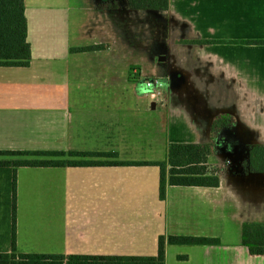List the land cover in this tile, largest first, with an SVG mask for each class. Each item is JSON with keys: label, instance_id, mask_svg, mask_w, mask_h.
Returning <instances> with one entry per match:
<instances>
[{"label": "crops", "instance_id": "1", "mask_svg": "<svg viewBox=\"0 0 264 264\" xmlns=\"http://www.w3.org/2000/svg\"><path fill=\"white\" fill-rule=\"evenodd\" d=\"M25 8L32 59L0 66V150L88 162L16 169L17 251L156 256L161 236L188 235L220 243H167L166 264H264L242 243L244 223H264V168L229 176L217 153L219 186H169L162 199L158 165L72 154L164 161L173 142L211 143L219 115L238 121L248 144H264L254 77L264 75V0H169L168 10L25 0ZM153 77L164 83L156 101L146 88ZM174 128L182 135L172 137ZM13 179L14 168L0 166V253L12 251Z\"/></svg>", "mask_w": 264, "mask_h": 264}, {"label": "trees", "instance_id": "2", "mask_svg": "<svg viewBox=\"0 0 264 264\" xmlns=\"http://www.w3.org/2000/svg\"><path fill=\"white\" fill-rule=\"evenodd\" d=\"M133 9L168 10L169 0H128ZM261 43L262 41H253ZM100 46L80 47L73 50L90 51ZM32 49L28 40V20L25 0H0V66L28 67L31 64ZM257 164L264 166V146L255 149ZM65 154L64 151L0 150V166L14 168L13 179V232L12 251L0 253V264H166V245H216L219 238L188 235H169L159 238L156 256H82L62 254L19 253L16 245V203L17 172L21 166L51 167L87 163L81 160H58L49 157ZM73 155L111 156L114 160L96 161L110 164H155L160 167V196L165 199L169 186L217 187L223 167L212 161L217 154L211 143H181L169 145L167 160L158 162H133L118 159L112 152H81ZM9 156L11 159L2 157ZM94 162V161H89ZM95 162V163H96ZM256 163V162H255ZM242 243L253 254H264V223L246 222L243 225Z\"/></svg>", "mask_w": 264, "mask_h": 264}, {"label": "flooded vegetation", "instance_id": "3", "mask_svg": "<svg viewBox=\"0 0 264 264\" xmlns=\"http://www.w3.org/2000/svg\"><path fill=\"white\" fill-rule=\"evenodd\" d=\"M102 1L110 3V0H102ZM111 3H113V2L111 1ZM160 56H161L162 62H167V56L166 55H160ZM227 119H228L227 115H219V118L216 119L214 124H213V132H215V133L213 135V141L212 142L215 144V142L221 136V139H222L221 140V142H222L221 148H220V150H218L217 148L216 149H217V153H221L224 155H226V153L224 151H226L227 145L229 143L233 142V140L235 138L241 137L243 140H246V141L248 140L247 138H244V134H243V132H241V130L238 126V121L232 120L226 124L225 120H227ZM214 128H215V130H214ZM248 146H249V153H250V159H251L250 163L246 162L244 164L242 172H239V171L231 172L230 166H229L228 167L229 170L226 171L227 174H229V176H231V175L236 176L239 173L242 175L246 174L249 170H251L250 167L252 166L253 161L256 162V160L259 159L257 153L255 152V149H258V147L261 148L262 146H264V144H262V143H250V144H248ZM224 172H225V169H224Z\"/></svg>", "mask_w": 264, "mask_h": 264}, {"label": "water", "instance_id": "4", "mask_svg": "<svg viewBox=\"0 0 264 264\" xmlns=\"http://www.w3.org/2000/svg\"><path fill=\"white\" fill-rule=\"evenodd\" d=\"M153 108H155L156 103L152 104ZM224 134V133H223ZM221 136L215 142V146L218 150L221 148ZM248 143L243 140L241 137L235 138L233 142L229 143L226 147V158L227 162L230 164L231 172L238 170H243L245 161L250 160L249 146Z\"/></svg>", "mask_w": 264, "mask_h": 264}, {"label": "rangeland", "instance_id": "5", "mask_svg": "<svg viewBox=\"0 0 264 264\" xmlns=\"http://www.w3.org/2000/svg\"><path fill=\"white\" fill-rule=\"evenodd\" d=\"M113 2V3H120V4H123L124 3V0H110V2ZM126 2H127V0H126ZM251 43H255V42H252L251 41ZM135 67H133L132 68V73L133 74H137V72H139V74L141 75L142 74V71L141 70H138L137 68H135ZM254 77H258L259 79H260V86H261V90H263L264 91V83H263V81H264V75H254ZM153 78H156V77H153ZM153 78H151V79H153ZM151 79H149V80H151ZM148 81V80H147ZM146 81V82H147ZM147 88V87H146ZM147 91H148V96L151 98V99H153L150 95H149V89L147 88ZM161 93H162V89H161ZM160 97H161V95H160ZM159 97V98H160ZM158 98V99H159ZM158 99H153V100H158ZM260 119H262L261 120V122L263 123V125H264V119L263 118H260ZM176 131H179V134L180 135H182V130H181V128H179V129H177V128H174V129H172V133H173V135H172V137H174L175 135H176ZM248 145V144H247ZM2 158H4V159H11V158H13V157H9V156H4V157H2ZM213 161V160H212ZM250 161H251V159L249 160V161H245V163L246 162H248V163H250ZM215 162V161H214ZM228 163V162H227ZM244 163V164H245ZM230 164L228 163V165L227 166H229ZM251 168V170H249L248 172L249 173H253V174H255L258 170H262V168H264V166L263 167H261V165H259V164H257V161H256V163L253 161V164H252V166L250 167ZM237 171H239V172H242L243 170H238L237 169Z\"/></svg>", "mask_w": 264, "mask_h": 264}, {"label": "built area", "instance_id": "6", "mask_svg": "<svg viewBox=\"0 0 264 264\" xmlns=\"http://www.w3.org/2000/svg\"><path fill=\"white\" fill-rule=\"evenodd\" d=\"M163 86L164 83L160 77L153 78L146 82V87L149 89V95L153 99H158L160 97Z\"/></svg>", "mask_w": 264, "mask_h": 264}]
</instances>
